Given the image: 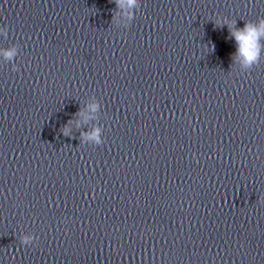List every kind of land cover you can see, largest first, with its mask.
Wrapping results in <instances>:
<instances>
[{
    "label": "clouds",
    "instance_id": "clouds-1",
    "mask_svg": "<svg viewBox=\"0 0 264 264\" xmlns=\"http://www.w3.org/2000/svg\"><path fill=\"white\" fill-rule=\"evenodd\" d=\"M135 0H128L129 4H133ZM229 32L234 37L237 44V51L234 56V62H239L246 68L251 69L259 61L261 48L264 45L261 44V40L264 39V18H260L257 21L245 22L243 28H236L234 25L229 27ZM7 57H11L13 52H6ZM95 110V105L92 106ZM97 144L101 143L99 139V129H96L91 137ZM31 237H25L24 243L28 244Z\"/></svg>",
    "mask_w": 264,
    "mask_h": 264
}]
</instances>
